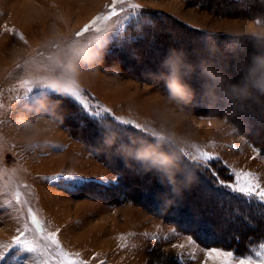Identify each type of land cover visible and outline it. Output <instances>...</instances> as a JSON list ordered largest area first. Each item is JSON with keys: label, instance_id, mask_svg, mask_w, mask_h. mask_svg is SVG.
I'll return each instance as SVG.
<instances>
[{"label": "rangeland", "instance_id": "obj_1", "mask_svg": "<svg viewBox=\"0 0 264 264\" xmlns=\"http://www.w3.org/2000/svg\"><path fill=\"white\" fill-rule=\"evenodd\" d=\"M200 1L0 0V42L14 40L12 52L0 50V251L7 253L0 264H214L207 258L211 249L264 264V243L244 256L213 240H247L248 225L258 228L255 221L245 223L249 209L240 212L231 198L232 206L221 209L204 185L191 176L178 183L170 168L174 149L202 167L201 158L211 155V167L222 171L220 180L232 191L255 203V210L264 203V150L247 137L245 124L227 114L234 101L206 90L214 84L208 69L226 78L228 91L244 85L252 63L239 70L243 78L234 77L228 66L239 48L224 49L222 40L264 38V24L219 15ZM157 13L166 18L156 26L161 45L146 41L114 54L113 44L135 38L129 30ZM169 15L203 35L173 30ZM26 27L33 30L31 48L9 34ZM216 42L220 54L231 56L225 65L217 61L219 51L208 62V52L199 56L196 50ZM174 55L182 83L189 89L204 84V92L177 101L147 81L161 77L167 87V62ZM156 64L166 69L157 71ZM215 104L227 112L210 115ZM254 105L258 127L248 128L263 147L264 103ZM111 121L118 126H109ZM111 129L121 136L114 138ZM245 182L255 185L253 195L238 190ZM175 201L192 220L188 232L177 222ZM24 237L32 251L14 246ZM46 237H55L59 247Z\"/></svg>", "mask_w": 264, "mask_h": 264}, {"label": "trees", "instance_id": "obj_2", "mask_svg": "<svg viewBox=\"0 0 264 264\" xmlns=\"http://www.w3.org/2000/svg\"><path fill=\"white\" fill-rule=\"evenodd\" d=\"M217 2H221V4L217 5ZM200 4H202V8H207L209 9L210 7L212 11L216 12L219 15L222 16H236V17H246V18H252V19H257L261 22V24H264V0H214L213 3L211 0H205L204 2L200 1ZM209 3H212L213 6L209 5ZM236 7V8H232V7ZM150 20L145 24V26H138V27H132L129 30V34H136V37H130L127 38V40L125 42H120L118 44H113L111 47V49H114V54H117L119 51L121 50H125L127 47L131 46V45H140L143 44L146 41L149 42H154V47H158L159 44L157 41V37H159L158 32L156 31V26L159 25V23H164L166 20V18H164V16L161 13H157L156 15H152V16H147ZM167 18H169L170 20H173V22H175L176 26L174 27L173 30L175 31H179V27H183V29L185 30L184 32H180V33H188V35L191 34V36H202V32L195 30L194 28L191 27H187L184 24H181L180 22H178L173 16L169 15L167 16ZM166 23V22H165ZM148 35V36H147ZM189 37V36H188ZM194 38H198V37H194ZM225 39L229 40V42H227V40L223 39L222 41L225 43L224 45L228 44V46H225L224 49H229V46H232V49H236L239 48V50L237 51L236 54V62H234L232 65L228 66L229 67V72L234 76V77H241L244 76L243 73H241L239 70L248 62H250V65L248 66V68L252 66L251 68L254 66V59L256 57H260V56H264V38H261L259 36H237L236 38L233 36H225ZM185 43H189V39H185L183 40ZM216 45H212V44H202V45H198L196 50L200 51L198 54L203 55L204 52H208V57H210V59H208L207 61H213L216 58H214V54H212L215 51H219V54L221 53V50L219 47V42H216ZM193 47V45H191V42L189 43V48ZM127 50V49H126ZM151 50V49H150ZM212 51V52H211ZM235 50H233L234 52ZM206 52V53H207ZM210 53V54H209ZM261 53V54H259ZM155 54V52H154ZM218 54L217 57V61L219 64H227V62H229L231 60V56L229 54L224 53V54ZM231 63V62H230ZM165 66L167 65L166 62H164ZM157 65V71L159 69H166V67L164 68V66H161L159 64ZM155 65V66H156ZM186 65V64H185ZM168 68H171L168 67ZM250 68V69H251ZM161 71V70H159ZM140 78V77H139ZM142 79V78H141ZM162 79L161 77L159 79H154L153 78H148L147 81L152 82V83H156L157 85H161L163 90L168 91V87H166L164 84H162V81L160 80ZM145 80V79H143ZM168 81V80H166ZM214 84L212 85H208V88H206L207 92H221V94H219V98L220 101L221 100H227L228 99L225 98V94L224 91H220L218 89H214L213 87ZM227 92H230L226 89H224ZM204 92L205 88H204V84L202 86H200L199 88L197 87V89H190V93H196V92ZM194 95V94H193ZM64 99H68L71 103L72 101L68 98V97H64ZM220 103V102H219ZM73 104V103H72ZM230 104V101H229ZM74 105V104H73ZM216 105V104H215ZM198 107V106H197ZM78 107L75 106V112L78 113L79 111L77 110ZM215 109H217V111L215 113H211L210 115H217V113H225L227 111H225V107L221 106L220 104H218V106L216 105ZM255 105L254 103H250L249 101H239L238 104L232 102V105L230 106V111L231 112H227V114H232L234 117H236L242 124H245V126L247 127V137L252 141V143L255 145V147H259L260 149L264 150V142H263V147L260 146L254 138L257 136H254L252 134V130L250 128H248L249 126H257V122H259L258 119H260V117H257L255 111ZM196 110V109H195ZM224 110V111H223ZM191 112H193L194 110H189ZM202 112H204V110H202ZM206 112V111H205ZM209 112H207L208 114ZM205 114V113H204ZM114 121V120H113ZM111 121V124L109 126H118L117 122H113ZM100 124V122H98ZM122 126V129L126 128V125H120L119 127ZM258 127V126H257ZM112 134V136L115 138L116 135L117 136H121L119 135L116 131H113L111 129L110 131ZM115 140V139H114ZM255 141V142H254ZM122 143V142H121ZM124 144V142L122 143ZM175 150V149H174ZM174 150H172V153H168L169 156L168 158L171 159L172 161V165H171V170L172 173L175 174V176L180 177L178 180V183L183 182V180H189V176H191V179H193L194 181L197 182L198 186H200V188L204 185V188H207V191H205L206 193H213L214 196V200H212V203L219 204L221 209H228L229 207H231L232 205H229V200L230 198L233 199V201L235 202V204L238 206L237 210L241 211H245L248 210V212H250L249 214H247V217L250 218L249 220L245 221V223L250 222L251 221H255L256 224H258V228L256 230H254L253 226L248 225L249 229H250V237L247 240L242 241H237L236 243L233 241H220L221 239H217L214 238V242L215 245H220L221 248H229L232 251H240L242 253V255L247 256L250 255L254 252V250L261 246V244L264 243V203L261 204L259 207H257V210H255V203L247 200V198L243 197L242 195H237L234 191H232V188L230 187H226V188H221L223 186L220 185V183H218V180H220V175H221V170L216 171L214 169V171L216 173H218V177L216 175L213 174L212 171L205 169L202 166H198L194 163L189 162V159L186 158L185 156H183L180 151L178 149H176L174 152ZM162 151H165L164 149H162ZM166 155V154H165ZM164 155V156H165ZM143 167H146L145 165H143ZM183 173H186L185 176H183ZM188 175V176H187ZM198 180V181H197ZM201 182H203L204 184H202ZM189 186V184H187ZM221 190V191H220ZM205 192L202 191V195L205 196ZM218 195H220L219 197H221V199L218 197ZM212 199V198H211ZM145 204V202H143ZM173 206H175L174 208H177L178 210V214L176 216L177 218V222H182L183 223V229L188 232L189 231V214L187 215H182L184 212V210L181 209V204L177 203L175 201V203L173 204ZM182 205H188L187 203V199L185 200V202ZM182 211H180V210ZM158 214V211H157ZM197 221H201L199 220V218H196ZM195 222V220H194ZM193 222V223H194ZM199 222H197L196 224H198ZM202 224V227L203 223ZM214 232V231H213ZM202 233L206 234L207 231H202ZM238 239V238H237ZM214 245V244H213ZM240 249V250H238Z\"/></svg>", "mask_w": 264, "mask_h": 264}, {"label": "clouds", "instance_id": "obj_3", "mask_svg": "<svg viewBox=\"0 0 264 264\" xmlns=\"http://www.w3.org/2000/svg\"><path fill=\"white\" fill-rule=\"evenodd\" d=\"M167 63L171 66V77L167 85L170 98L177 101L188 100L190 89L181 81L177 69V57L174 55ZM206 74L213 81L215 88L224 91L225 98L229 101H252L256 104L264 103L260 99V97L264 96V56L254 59V66L245 76L244 85H231L230 92L225 91L223 88L226 78L219 76L211 69L206 70ZM53 87L67 91L62 85L53 84Z\"/></svg>", "mask_w": 264, "mask_h": 264}, {"label": "snow or ice", "instance_id": "obj_4", "mask_svg": "<svg viewBox=\"0 0 264 264\" xmlns=\"http://www.w3.org/2000/svg\"><path fill=\"white\" fill-rule=\"evenodd\" d=\"M81 103H84L82 100H80ZM213 156L211 155H204L201 160L206 162L204 164V167H206L208 170L212 171L214 175L218 177V173L214 171V169L211 167V161L213 160ZM218 183H220L222 186H227V187H232L231 184H226L222 180H218ZM237 184H240V181L237 180ZM255 188L254 184H249L245 182L242 187H240L238 190L243 192L245 195L251 196L253 195L252 189ZM261 197L264 198V192L260 193ZM32 223L34 225L39 226V221L36 220L35 217L32 218ZM46 239L50 240L52 244H55L57 247H59L55 237H46ZM14 246H20L22 247L26 252L32 251L31 248H29V244L27 241V238H17L16 241L13 242ZM7 253L0 251V259H2ZM60 255H63V252L60 253ZM235 254L231 251L227 250H217V249H211L207 253V258L211 261L214 262V264H253V261L251 260H244V259H239L235 260L234 259Z\"/></svg>", "mask_w": 264, "mask_h": 264}, {"label": "crops", "instance_id": "obj_5", "mask_svg": "<svg viewBox=\"0 0 264 264\" xmlns=\"http://www.w3.org/2000/svg\"><path fill=\"white\" fill-rule=\"evenodd\" d=\"M10 11H13L14 9H13V7L11 6V7H9L8 8ZM12 26V25H11ZM22 26V25H21ZM16 29V28H15ZM29 29V30H28ZM17 30V29H16ZM33 30L32 29H30L29 27L27 28H25V29H22V30H17V31H15V30H13V29H10V32H9V34L11 35V36H13L16 40H17V38L21 41V42H23V44H25V45H23V47H25L26 45L27 46H29L30 48L32 47V44H33V39H32V32ZM17 37V38H16ZM9 38H11V37H9ZM9 38H7V39H9ZM14 42V40H9L8 41V43L9 44H7V45H5V46H3L2 45V41L0 42V47L2 46L3 48H0V50L2 51V49L4 50V51H6V52H12V50H13V46L11 45L12 43ZM16 51V50H15Z\"/></svg>", "mask_w": 264, "mask_h": 264}, {"label": "bare ground", "instance_id": "obj_6", "mask_svg": "<svg viewBox=\"0 0 264 264\" xmlns=\"http://www.w3.org/2000/svg\"><path fill=\"white\" fill-rule=\"evenodd\" d=\"M154 68V67H153ZM124 149V148H123ZM122 151H124V150H122ZM188 176V175H187ZM202 206V205H201ZM195 217V216H194ZM209 223V222H208Z\"/></svg>", "mask_w": 264, "mask_h": 264}]
</instances>
